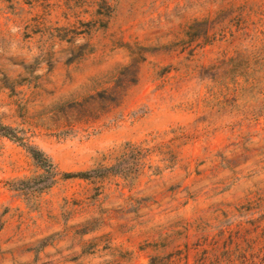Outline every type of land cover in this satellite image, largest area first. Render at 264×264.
Returning a JSON list of instances; mask_svg holds the SVG:
<instances>
[{"label": "rangeland", "instance_id": "obj_1", "mask_svg": "<svg viewBox=\"0 0 264 264\" xmlns=\"http://www.w3.org/2000/svg\"><path fill=\"white\" fill-rule=\"evenodd\" d=\"M0 264H264V0H0Z\"/></svg>", "mask_w": 264, "mask_h": 264}, {"label": "trees", "instance_id": "obj_2", "mask_svg": "<svg viewBox=\"0 0 264 264\" xmlns=\"http://www.w3.org/2000/svg\"><path fill=\"white\" fill-rule=\"evenodd\" d=\"M0 129H6L5 126L0 125Z\"/></svg>", "mask_w": 264, "mask_h": 264}]
</instances>
